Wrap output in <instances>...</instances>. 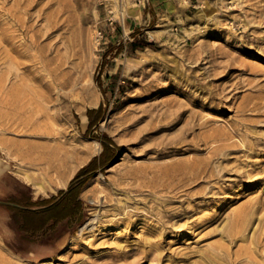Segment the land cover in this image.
<instances>
[{
    "label": "rangeland",
    "instance_id": "374dc122",
    "mask_svg": "<svg viewBox=\"0 0 264 264\" xmlns=\"http://www.w3.org/2000/svg\"><path fill=\"white\" fill-rule=\"evenodd\" d=\"M167 3L0 0L5 200L56 196L101 153L102 138L115 146L66 218L0 208L28 245L67 237L47 253L1 241L0 264H264V0ZM38 106L49 116L32 114ZM99 106L88 131L87 112ZM29 120L36 131L21 124ZM10 143L66 153L64 186L60 172L44 194L16 180L35 171L7 154ZM236 216L249 221L229 235L222 228ZM93 218L96 231L81 234Z\"/></svg>",
    "mask_w": 264,
    "mask_h": 264
},
{
    "label": "bare ground",
    "instance_id": "6f19581e",
    "mask_svg": "<svg viewBox=\"0 0 264 264\" xmlns=\"http://www.w3.org/2000/svg\"><path fill=\"white\" fill-rule=\"evenodd\" d=\"M29 12V11H28ZM22 13V12H21ZM9 14V12H8ZM32 16V15H31ZM14 21V20H13ZM22 25V24H21ZM33 25V24H32ZM6 27V26H5ZM23 27V26H21ZM21 27H19V29L21 30ZM26 30V29H25ZM25 34V32H24ZM27 34V33H26ZM12 40V39H11ZM13 45V44H12ZM21 53V52H20ZM23 55V54H22ZM18 57V56H17ZM13 60V58H12ZM15 61V60H14ZM24 64V63H23ZM21 65V64H20ZM10 79V78H9ZM18 79V78H17ZM16 80V79H15ZM9 82V81H8ZM17 84V83H16ZM18 85V84H17ZM15 86V85H14ZM47 88L46 90L51 91V88H49V84L45 85ZM49 91V92H50ZM48 92V91H47ZM9 93V92H8ZM11 93V92H10ZM18 93V92H17ZM12 95V94H11ZM10 95V96H11ZM49 95V94H48ZM48 95L47 98L48 99ZM11 98V97H10ZM7 103V102H6ZM11 103V101H10ZM33 109V108H32ZM8 110V109H7ZM22 110V109H21ZM31 110V109H30ZM29 110V111H30ZM12 111V110H11ZM13 111L16 112V110L14 109ZM24 111V110H23ZM35 111H41V113H43L45 116H49V113L46 111V108L42 107V106H38L37 110L34 109L32 110V114H35ZM37 113V112H36ZM40 113V112H39ZM12 114V113H11ZM13 116V114H12ZM28 120V119H27ZM21 123V122H20ZM25 127L30 128L31 131H36V126H37V122L29 120V121H25L23 123ZM83 124H85V119L83 121ZM35 133V132H34ZM12 143V142H11ZM10 143V144H11ZM32 146V145H31ZM43 146V145H42ZM96 146V145H95ZM7 150H8V155H16V158L19 160H22L24 163H26V165H28L27 167L33 169V171H35L34 173H27L25 170L22 171H17L16 172V176L21 179L24 183L26 184H31L33 185V189L34 192L37 194H44L47 191V186L45 184V180L47 178H50L52 174L54 173H59L60 172V186H64L66 179L68 178V173L70 172L69 169L70 167H68V160H69V156L66 155V153L62 154L57 150H53L52 148H45V147H40V148H30V147H26V148H22L20 145L17 144H11V145H7L6 146ZM5 149V147H4ZM61 154V155H60ZM10 160V159H9ZM24 165V164H23ZM11 167V166H10ZM19 168V167H18ZM73 172V171H72ZM186 173V172H185ZM59 183V182H58ZM57 183V184H58ZM57 186V185H56ZM97 214V213H95ZM242 213H240L241 215ZM247 214V213H246ZM239 215V214H238ZM242 217V216H241ZM241 217L239 218V216H236L235 222L231 223L230 226H225L226 228H222L225 229L229 235H233V234H241L243 232V230L245 229V227L247 226L248 223V217H243L241 219ZM96 218V217H95ZM91 219L90 221H88L85 225H83L80 228V232L81 234L84 232L86 233H93L94 231H96V228L98 227V225H96V223H94V219ZM97 219V218H96ZM241 219V220H240ZM223 226V225H222ZM220 231V230H219ZM224 231V232H226ZM223 233V232H222ZM243 234V233H242ZM241 234V235H242ZM1 235L5 236L7 235V231L6 228L4 226L3 223V216H0V243H1ZM58 235V234H57ZM227 236V235H226ZM232 237V236H231ZM237 237V236H236ZM244 237V236H243ZM119 243V242H118ZM122 244V243H121ZM25 245V244H24ZM27 246V245H26ZM49 246V245H47ZM28 247V246H27ZM125 247H128L127 244L124 243V245H119L118 244V248H122L124 249ZM18 249V248H17ZM157 249V247H156ZM1 250V249H0ZM158 250V249H157ZM223 251V250H221ZM240 254V253H239ZM244 254V252H243ZM242 255V254H241ZM246 255V254H245ZM235 256V255H234ZM0 258H2L1 252H0ZM237 258L234 257L232 259L233 261H236ZM117 260L115 259V262ZM231 261V260H230ZM246 261V260H244ZM243 261V262H244ZM242 261H238V263H243ZM231 263V262H230ZM232 264V263H231Z\"/></svg>",
    "mask_w": 264,
    "mask_h": 264
},
{
    "label": "trees",
    "instance_id": "16d2710c",
    "mask_svg": "<svg viewBox=\"0 0 264 264\" xmlns=\"http://www.w3.org/2000/svg\"><path fill=\"white\" fill-rule=\"evenodd\" d=\"M136 45V42H132L130 44L131 49L141 50V48ZM101 112V106L97 109L88 110L87 117L91 120L88 125V131L96 122L99 121L101 118ZM94 113L98 114V117L95 120H92V115ZM101 141L103 148L101 153L97 157L92 158L87 165L77 171L73 179L70 181L67 190H59L56 196H51L49 199L42 201L45 205H47V207L42 210L47 219H54L57 214H60V219L66 218L69 215V209H71L72 201L78 198L80 189L92 176L93 172L99 168H105L114 159L115 152L112 149V146H114L113 142L106 136L102 138ZM84 176L86 177L83 178Z\"/></svg>",
    "mask_w": 264,
    "mask_h": 264
},
{
    "label": "crops",
    "instance_id": "0c3cea01",
    "mask_svg": "<svg viewBox=\"0 0 264 264\" xmlns=\"http://www.w3.org/2000/svg\"><path fill=\"white\" fill-rule=\"evenodd\" d=\"M167 2H169V0H152V5L157 9L160 5H163V4H166L168 6ZM149 15L150 13L146 14L145 16L147 17ZM136 44H137L136 46L141 48L138 43ZM129 50L135 52V51H138L139 49L132 50L130 47ZM9 173H10V170H9L8 164L0 160V208L2 206L11 205V206L16 207L15 210L17 211H22V212L28 211L29 213L34 214V215L41 214L46 218V215L42 212V210L46 208L47 205H45L42 201L47 200L50 197L49 198H39L36 200L30 199L29 202H25V201L8 202L5 200L6 197H8V195L10 197V193L13 192L11 188L12 179L9 176ZM15 179L19 180L18 177H16ZM46 220L48 222L49 220H52V219L46 218ZM3 223L6 228L7 235L5 236L1 235V238H2L1 241L4 242V240H6L8 242H12L15 248L30 249L32 247L41 246L43 249H46L44 252L47 253L48 250L51 248L60 250L63 243L67 240V237L65 235L62 236L61 233H57L58 235H55V237L44 239L43 241L40 242V244L36 243L35 245H28L26 242L20 239L18 231L15 227L14 221L11 218H6L3 216ZM47 258H51V257H47Z\"/></svg>",
    "mask_w": 264,
    "mask_h": 264
}]
</instances>
